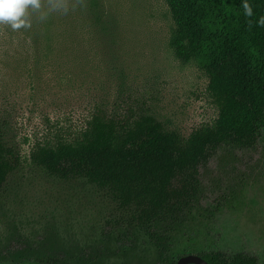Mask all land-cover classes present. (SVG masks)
I'll use <instances>...</instances> for the list:
<instances>
[{"label": "trees", "instance_id": "obj_1", "mask_svg": "<svg viewBox=\"0 0 264 264\" xmlns=\"http://www.w3.org/2000/svg\"><path fill=\"white\" fill-rule=\"evenodd\" d=\"M76 1L92 33L112 42L116 21L102 0ZM164 1L174 25L170 49L206 74V93L217 116L184 137L164 129L151 114L117 118L97 104L72 133L46 116L40 135H25L16 143L11 91L8 83H0V189L20 164L19 147L30 143L32 166L61 180H84L115 205L95 240L71 247L54 224L28 231L15 221L0 223V264H117L141 237L147 238L157 264H175V236L190 231L197 216L212 214L199 205V167L222 145L257 143L264 129V0ZM45 18L29 6L26 27L0 24V67L14 69L17 59L26 66L38 61L48 42ZM189 253L209 264H258L242 252Z\"/></svg>", "mask_w": 264, "mask_h": 264}, {"label": "rangeland", "instance_id": "obj_2", "mask_svg": "<svg viewBox=\"0 0 264 264\" xmlns=\"http://www.w3.org/2000/svg\"><path fill=\"white\" fill-rule=\"evenodd\" d=\"M102 2L116 21L112 42L92 33L79 1L38 2L49 30L41 57L28 66L17 59L14 69L0 67V83L11 91L16 143L40 135L46 116L72 133L97 104L117 118L151 114L184 137L217 116L206 74L170 49L174 25L164 0ZM19 148L20 164L0 189V223L15 221L28 231L54 224L67 247L95 240L114 203L84 180H61L32 166L30 143ZM199 172V205L212 214L197 216L190 231L175 236L173 260L219 250L250 254L264 264V129L253 147H218ZM116 263L157 264V258L141 237Z\"/></svg>", "mask_w": 264, "mask_h": 264}, {"label": "clouds", "instance_id": "obj_3", "mask_svg": "<svg viewBox=\"0 0 264 264\" xmlns=\"http://www.w3.org/2000/svg\"><path fill=\"white\" fill-rule=\"evenodd\" d=\"M39 9L38 0H0V24H9L13 29L27 26L26 9Z\"/></svg>", "mask_w": 264, "mask_h": 264}, {"label": "water", "instance_id": "obj_4", "mask_svg": "<svg viewBox=\"0 0 264 264\" xmlns=\"http://www.w3.org/2000/svg\"><path fill=\"white\" fill-rule=\"evenodd\" d=\"M175 264H209L203 257L198 254L189 253L181 255Z\"/></svg>", "mask_w": 264, "mask_h": 264}, {"label": "flooded vegetation", "instance_id": "obj_5", "mask_svg": "<svg viewBox=\"0 0 264 264\" xmlns=\"http://www.w3.org/2000/svg\"><path fill=\"white\" fill-rule=\"evenodd\" d=\"M242 253H243V252H242ZM245 254H246V253H245ZM184 255H185V254H184ZM249 255H250V254H249ZM252 256H253V255H252ZM177 259H178V258H177ZM177 259H176V260H177Z\"/></svg>", "mask_w": 264, "mask_h": 264}]
</instances>
